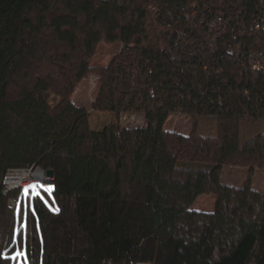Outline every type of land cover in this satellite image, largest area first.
<instances>
[{
	"label": "trees",
	"instance_id": "trees-1",
	"mask_svg": "<svg viewBox=\"0 0 264 264\" xmlns=\"http://www.w3.org/2000/svg\"><path fill=\"white\" fill-rule=\"evenodd\" d=\"M257 1L0 0V264H264V190L226 169L264 166V72L190 28ZM101 43L116 49L96 65ZM46 65L55 106L30 84ZM93 71L91 108L143 124L90 126L70 96ZM173 113L215 117L216 132L169 134ZM32 167L52 170L51 192L18 188L10 209L7 173ZM207 192L213 210L193 208Z\"/></svg>",
	"mask_w": 264,
	"mask_h": 264
},
{
	"label": "rangeland",
	"instance_id": "rangeland-1",
	"mask_svg": "<svg viewBox=\"0 0 264 264\" xmlns=\"http://www.w3.org/2000/svg\"><path fill=\"white\" fill-rule=\"evenodd\" d=\"M116 46L113 44H99L95 56L91 59V63L98 65L106 64L112 58ZM44 72H47V65L40 73L31 74V83L34 88L40 89L44 92L48 102L55 106L59 97L52 92L44 78ZM99 88V76L93 71L89 72L74 88L70 99L74 104L83 105L87 108L89 113V123L92 128L95 129H112L119 126L133 127L143 124L142 113L140 112H123L117 117L112 112L96 111L91 108L92 102L95 100ZM258 125V124H257ZM216 118L212 116H198L191 117L180 113L171 114L165 125L164 129L169 134H182L188 135L195 130L200 134H215L216 132ZM260 127V124H259ZM230 172H227V176L232 177L230 179H238L241 182L251 176L253 186L261 190H264V166H254L252 173L249 172L247 167L243 166H230L226 167ZM53 175H47V169L40 167L25 168L20 170H10L5 177V185L8 194V206L10 209H15L17 206V195L19 186L23 183H28L23 189L28 188L26 193L29 196L39 192V187L45 189L49 186L48 181L52 180ZM39 180L45 184L42 186L40 183L33 182ZM237 180L236 184H241ZM29 185H36L35 190L29 188ZM25 191V190H24ZM213 193L207 192L201 194L195 201L193 208L200 211H212L214 207ZM17 209V208H16ZM18 211V210H17ZM10 214V213H9ZM8 214V215H9ZM23 218V217H22ZM21 218V219H22ZM9 217H4L2 222L4 226L0 224V246L4 247L8 243V237L10 234V226L7 224ZM6 225V226H5ZM1 247V248H2ZM6 256V254H5ZM5 259V258H4ZM10 263V259L6 260Z\"/></svg>",
	"mask_w": 264,
	"mask_h": 264
},
{
	"label": "built area",
	"instance_id": "built-area-1",
	"mask_svg": "<svg viewBox=\"0 0 264 264\" xmlns=\"http://www.w3.org/2000/svg\"><path fill=\"white\" fill-rule=\"evenodd\" d=\"M244 14L242 15V12L239 11L235 14L225 15L222 11H217L210 19L202 17L194 24V27L190 28H193V32L195 31L202 49L208 48L212 53L215 51L216 45L220 44L225 56L231 61L255 71L264 72V0H258L255 7L249 9V13ZM175 16L170 15L171 21ZM179 18L181 16H177L176 22H179ZM184 20H187L186 16ZM170 33H175L176 41L183 39L190 42V31L186 27H178ZM29 182H25L19 187L22 188ZM33 182L44 186V183L39 180Z\"/></svg>",
	"mask_w": 264,
	"mask_h": 264
},
{
	"label": "snow or ice",
	"instance_id": "snow-or-ice-1",
	"mask_svg": "<svg viewBox=\"0 0 264 264\" xmlns=\"http://www.w3.org/2000/svg\"><path fill=\"white\" fill-rule=\"evenodd\" d=\"M29 188L35 190L36 185H29ZM44 190H45V191H48V192H51L52 187H51V186H48V187H46ZM27 191H28V188L25 189V192H27ZM56 211H58V209H56ZM16 255H17V256H20V255H23V253H19V252H18ZM13 258H15V257H13Z\"/></svg>",
	"mask_w": 264,
	"mask_h": 264
},
{
	"label": "water",
	"instance_id": "water-1",
	"mask_svg": "<svg viewBox=\"0 0 264 264\" xmlns=\"http://www.w3.org/2000/svg\"><path fill=\"white\" fill-rule=\"evenodd\" d=\"M47 175H48V176H51V175H52V170L47 169Z\"/></svg>",
	"mask_w": 264,
	"mask_h": 264
}]
</instances>
